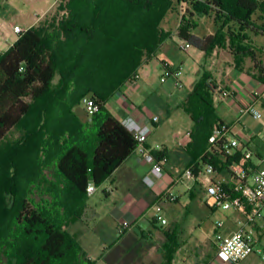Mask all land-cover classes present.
<instances>
[{"label":"trees","instance_id":"16d2710c","mask_svg":"<svg viewBox=\"0 0 264 264\" xmlns=\"http://www.w3.org/2000/svg\"><path fill=\"white\" fill-rule=\"evenodd\" d=\"M59 2L60 10L66 13L64 18L58 22L53 20L48 27L28 29L0 56V143L14 128L28 121L32 124L35 122L36 129L28 131L21 149L29 148L34 143L35 155L40 157V153L46 152L48 150L46 148H51L50 143H54L50 149L51 158L48 164H55L57 178L64 183L63 188L57 183L54 185L56 190L51 194L52 209L34 204L31 199L28 201L24 188L17 183L18 179L14 172L17 165L13 161L12 151L9 150L10 153L4 155L5 151L0 148V157L11 158L3 166L6 169L8 184L0 189V222L1 219L7 218L9 222L8 234L0 237V264H6L3 257H6L7 264H92L79 243L64 228L72 217H80L81 213L66 210L61 199L56 200V197L59 194L61 196L66 194L74 203L82 204V199L88 195L89 184L104 183L135 153L137 146L133 135L124 124L104 108L105 98L110 94L96 95L101 103V110L93 116L91 121L93 130L87 135L79 127L77 129L81 131L80 133L70 132L73 129L71 124L74 123V117L70 113V122L63 125L61 133L54 137V142L53 138L50 140L49 134L46 138L42 126L45 124L51 126V119L58 118L61 114L54 105L57 101L50 94L56 73L62 69L59 60L61 47L71 45L67 53L77 58L73 65L70 64L71 74L62 76V85L67 92L73 85L72 78L75 77L76 69L86 65L83 61L80 63V60L81 57L87 58L85 51L91 41H97L105 36L136 38L138 43L134 44L132 50L121 55L123 61L136 55L140 59L144 51L149 56L153 55L159 45L170 36L169 33L162 32L160 24L172 9V0H59ZM178 2H187L193 9V12L189 13L190 19L182 17L178 36L203 51L206 56L211 55L216 47L226 45L227 40L224 36L200 37L193 34L192 30L196 26L193 19L195 14L206 16L214 14L225 18L227 22H237L243 29L253 26V15L264 5V1L260 0H178ZM153 12L159 15H151ZM134 13L144 15L147 21L152 19L148 21L152 24L151 31L144 33L134 29ZM61 31L66 35V40L70 34L74 36L70 38L71 44L59 41ZM232 37L235 40H231L229 47L234 54L251 53L255 61L254 54L248 49L244 50L234 34ZM208 87L213 89V86L207 84V89ZM209 90L205 91L196 86L188 100L195 101V111L190 112L195 123L191 133L194 160L203 156L209 147L215 126L224 122L214 111ZM80 92L78 96L80 100L89 94L83 88ZM49 98L52 100L49 101ZM38 100L42 102L33 107V102ZM40 126L41 128L37 129ZM68 135L69 138H66ZM29 140L33 143L31 144ZM18 145L17 150L20 151ZM211 163L220 171L229 164L221 161L217 155H212ZM1 164L0 159V169ZM41 168L42 165L39 170ZM29 180L32 183L34 181L32 178H28V182ZM62 209L63 213L60 212ZM108 262L113 264L112 256Z\"/></svg>","mask_w":264,"mask_h":264},{"label":"rangeland","instance_id":"374dc122","mask_svg":"<svg viewBox=\"0 0 264 264\" xmlns=\"http://www.w3.org/2000/svg\"><path fill=\"white\" fill-rule=\"evenodd\" d=\"M58 0H0V22H8V24L13 27L15 24H22L23 22L32 21L37 14H41L40 11L45 6L52 3H57ZM261 2L264 0H260ZM173 6L170 13L167 15L168 29L171 33L177 30V24L183 17L180 14L184 13L186 18L190 19V14L193 12L192 6L187 2H178V0H172ZM58 3L55 11L50 15V21L61 20L66 16L65 11H61ZM182 12V13H181ZM154 13V14H153ZM151 15H159L157 12H153ZM135 14L134 29L141 32L151 31L152 24L145 20L144 15ZM133 14V15H134ZM179 14V15H178ZM194 21L196 26L192 30L193 34L204 37L209 33H213L218 38L224 36L226 45L229 46L231 40H235V37L239 40V45L244 50H250L254 56L255 61L251 53L242 54L240 57L230 56V63L237 66V72L240 73L244 71V79L239 80L237 77L232 78V80L238 84L240 87L251 91L252 87L248 84L250 76L254 77V82L258 84L259 88L256 90L258 92L264 93V86L261 81V76L263 75L262 69H264V5H262L256 13L253 15L252 23L253 26L249 28H243L237 23H232L223 17H218L214 14L206 15H195ZM115 25V24H114ZM150 28V29H149ZM0 34L3 37V33L0 30ZM147 41V40H146ZM165 41L164 45H161ZM158 47L154 57L151 60L150 66V80L158 92L164 99V104L168 105V111L170 112V117L176 120V123H172L169 119L165 118V124L162 129L156 130L151 126L153 131L152 135L161 138V142L167 139L165 143L169 148L168 161H166V171L165 177L162 180V184H166L167 189L174 184L173 191L179 197V203L173 204V209H175V214H167L170 221L169 226L164 229L171 228V236L164 242L157 238L158 231L161 227L156 226L154 228L151 223V215L153 210H148L146 222H148L145 227V237L148 239L150 245L157 247L158 253H154V261L152 264H212L217 256V246H216V223L223 221L227 224H231L232 228L233 222L237 214L233 210H222V209H211L205 203V198L207 194V189L204 186L196 185L190 180L189 177L184 175L185 164L181 160L182 149L179 146L181 139L185 138L189 129H191L192 117L190 112H194L195 101H187L188 90H191L192 84L194 87H199L202 90L207 91V84L209 86L220 85V75H218L219 70L227 66V63L222 55L214 60L207 61L208 56L205 55L206 59L201 61L199 64L195 62V58L189 56V52H194L193 48L189 51H185L179 48L181 41L176 38L175 41L172 39L164 40ZM145 42V41H144ZM136 38L122 39L118 36H105L99 40L91 41L88 43V48L85 51L87 57L92 58V62L89 61L88 64L78 67L75 72V77L73 80V87L71 92H66L64 86L58 85L57 82L59 72L56 73L55 79L50 87L51 97H54L57 101V109L60 110V115L58 118H52L49 124L38 127L41 128L44 133H46V138L48 134L51 138L61 133V129L64 124H68L71 120L70 113L74 123L71 125L73 129L70 132L88 134L93 130L92 123L89 122L88 117L85 112V107L82 100L78 99L81 93L80 85L87 79L88 75L96 76L97 74H103L104 78L108 75L113 77V73L120 71L121 55L129 53L132 50L134 44H137ZM224 45V44H222ZM170 48V50H168ZM221 50H225L224 45ZM231 52V50H230ZM167 60L172 62L174 66L177 67L178 79L181 81L180 86H175L173 77H167L168 82L164 83L161 81L162 77H165L166 69L164 65L161 64L157 59ZM182 62V63H181ZM255 63L258 67L255 68ZM158 65L159 69H155L153 66ZM211 65V66H210ZM210 66V67H209ZM249 77H248V74ZM62 79V78H61ZM166 80V81H167ZM206 85V86H205ZM225 86V85H224ZM217 88V87H215ZM212 98V104L214 111L218 117L223 119H229L233 117V113L227 111V109L221 104V101H217L215 97L219 96V93H212L208 91ZM158 94V95H159ZM160 96V95H159ZM52 98H49V101ZM189 100V99H188ZM38 100L33 102L35 107ZM44 101V100H43ZM53 106V107H55ZM257 110H259L263 117L259 120L254 119L251 115L246 114L241 117V122L246 126V130L242 125L238 126L240 138L243 140H250V137L256 136V142L260 145L258 151L260 155L264 156V98H261L257 104H255ZM56 109V110H57ZM193 114V113H192ZM181 116L184 117L183 121H180ZM72 120V121H73ZM180 121V122H179ZM26 122L20 127L14 128L0 143V148L5 151L4 155H8L12 151L13 161L17 165L15 169V174L17 176L18 186L24 188L26 198L32 200L34 204H40L48 209H52L53 191L55 189V184L57 183L60 187H64V183L58 180L56 167L54 163L48 164L51 158V148L46 152H41L40 157L35 155V148L33 141L29 140L32 145L21 149L26 140L28 131L36 129L35 122ZM70 125V126H71ZM77 127L81 129L78 131ZM49 129V131H48ZM69 138V135L66 137ZM18 143H20L18 145ZM17 145L18 149L17 150ZM8 149V150H7ZM10 152L8 153V151ZM17 152V153H16ZM19 152V153H18ZM1 156V155H0ZM1 159V169L0 172V189L3 188L6 183V169L3 167L11 159L9 156L0 157ZM144 163L148 164L144 161ZM142 165L143 168L147 166ZM42 168L39 170L40 166ZM48 165V166H47ZM128 164H125L120 168L111 178H108L104 183L96 185L97 191L93 195H86L82 199V204L79 202L74 203L69 197L57 196V199H61L62 203L66 206V210H72L74 212L82 213L87 211L88 217L84 220L85 227L83 228V234L74 239L82 247L84 253L86 251L92 253V259L90 262L92 264H107L111 255L106 258V261L99 260L100 256L104 252V249L108 248L118 237L119 232L117 231V224L113 216L114 205L117 198L114 196H107L110 192L106 193V189L109 185H115L120 190L119 193L122 194L127 191L128 184H142L141 176L142 167L139 166L135 169H128ZM146 170V169H145ZM17 172V173H16ZM151 172L147 175H150ZM28 178H32V181ZM178 180V181H177ZM195 184V185H194ZM196 186L194 189H192ZM57 202V201H56ZM80 206V207H79ZM59 207V206H58ZM63 213V209L60 210ZM8 219V218H7ZM7 219H1L0 222V237H4L8 234V221ZM70 220L64 225V228L68 230ZM221 231H224L221 229ZM71 234V233H70ZM152 234V237H150ZM145 244V243H144ZM82 245H85L84 248ZM153 252H156L154 250ZM88 256V254L86 253ZM3 262L7 264L6 257H3ZM107 262V263H106ZM244 264H261V259L259 254H252Z\"/></svg>","mask_w":264,"mask_h":264},{"label":"crops","instance_id":"0c3cea01","mask_svg":"<svg viewBox=\"0 0 264 264\" xmlns=\"http://www.w3.org/2000/svg\"><path fill=\"white\" fill-rule=\"evenodd\" d=\"M59 3V0L57 3H52L50 5L45 6L40 11V15L37 14V16L32 21L23 22L22 24H15L13 27H11L8 22H0V30L3 33V37L0 34V53L4 54L7 52L19 39L20 35L31 28H39L41 26L48 27L52 22L50 21V15L55 11L57 5ZM170 13V11L167 13V15ZM182 13V12H181ZM167 15L163 19V21L160 24V29L164 33H169L170 36L166 39H172L173 41L179 39L181 43L179 44V48H182V45L186 42L185 40L181 39L178 36V28L180 26V21L177 24V30L174 33H171V30L168 29L167 22ZM179 15V14H178ZM181 16H184V13L180 14ZM196 15V14H195ZM194 15V17H195ZM193 17V19H194ZM18 26L20 27L23 32L21 34H17L14 31V28ZM213 35V33H209V36ZM72 34L68 37L66 40V35L61 31L59 41L60 42H67L68 44H71L70 38H72ZM165 39V40H166ZM165 41L161 44L164 45ZM58 44V43H57ZM55 45V44H54ZM56 46V45H55ZM225 50H221L222 48L216 47V49L212 52L211 55H209L210 60H214L216 57L219 58L222 55L224 56V59L227 63V66L219 70L218 75H220V85H213V89L211 87H208L212 93H218L217 88L221 89V92L224 93L223 95L220 92V95L215 97V99L218 101H221V104L227 109V111L233 113V117L229 119H223L226 123H229L233 127V132L238 135L237 132L238 126L242 125L244 129L246 130V126H244L241 122V117L238 112V107L240 105H243L246 102L251 101V93L256 92V90L259 88L258 84L253 81L254 77L250 76L251 78L248 81V84L252 87L251 91L246 90L243 87H240L238 84H236L232 78H238L241 80V78L244 79V71H241L238 73L237 66L230 63V56L240 57L242 54H234L233 50L225 45ZM71 47V45L66 44V48L61 47V53L60 57L56 55V57H59V60L61 61L62 69L59 72V77L57 82L58 85H62V76H68L70 75L69 68L72 66L70 64H74L75 60L77 59L75 56L71 57L67 50ZM194 49L192 53H188L190 57L195 58V62L199 64L201 61L205 60V53L203 51H200L199 49L195 47H191L190 49ZM158 49V48H157ZM170 50V48L168 49ZM184 50V49H183ZM231 50V52H230ZM157 51V50H156ZM155 51V53H156ZM186 51V50H185ZM189 51V50H188ZM187 51V52H188ZM155 53L153 55H148L146 51L143 52V55L140 57V59L137 58V55L131 59H124L120 66V71H116L113 73V77L106 76L104 78L103 74L100 75H88L87 79L80 85L81 88H83L85 91H88L89 94L86 95L87 97H95L97 94H110L105 98L104 102V108L115 118L123 122V120L129 116L134 115V117L142 124H146L150 129L152 126L156 130H161L163 125L165 124V118L169 119L172 123H176V120L174 118L170 117V112L168 111V105L164 104V99L159 94L158 90L156 89V86L153 85L150 78V66L152 65L150 62L151 60L156 57ZM92 58H84L81 57L80 63L82 61L87 64L89 61L92 62ZM161 64L164 65V68L166 69V65L170 68L172 72L177 71V67L172 65L173 63L167 60L157 59ZM182 63V62H181ZM211 66V65H210ZM209 66V67H210ZM155 69H159V66L156 64L153 66ZM258 67V64L255 63V68ZM264 71V69H262ZM69 72V73H68ZM248 74V73H247ZM249 77V74H248ZM163 78V77H162ZM55 79V78H54ZM174 80V77H173ZM162 81V79H161ZM261 81L264 86V72L261 76ZM168 80L164 83H167ZM175 84V80H174ZM225 85V86H224ZM63 86V85H62ZM176 86V85H175ZM73 85H71V88L68 90L69 92L72 91ZM217 87V88H215ZM194 84H192L191 90H188L187 94V101L194 91ZM67 91V92H68ZM160 96H159V95ZM226 94V95H225ZM106 96V95H105ZM218 116V115H217ZM180 121H183L184 117L181 116ZM192 119V117H190ZM89 120V119H88ZM89 120V122H91ZM179 121V122H180ZM194 121L192 119L191 121V129L187 132L185 138L181 139V142L179 146L182 149L181 154V160L185 164V169H187L189 166L192 165H198L201 161V156L197 159H193V151L191 149L192 146V137L191 133L194 129ZM151 130V134L148 138V146L154 147L156 145H161L163 148L162 153L159 155L165 160L164 162V170L166 169L165 163L168 161V155H169V148L165 144L167 143V139H164V141H160L161 138L152 135L153 131ZM256 136L250 137V144L249 147L255 151H258L260 145L256 142ZM208 150V148H207ZM206 150V151H207ZM205 151V153H206ZM204 153V154H205ZM203 154V155H204ZM260 154V153H259ZM125 164H128V169H135L139 166L142 167L143 175H140L141 177V183L142 184H128L127 185V191L120 194L119 189L115 185H109L106 189L107 196H114L117 198V201L114 205L113 210V216L117 224V231L119 232L117 239L114 243H112L108 248L104 249V252L100 256L99 260L106 261V258L111 255L112 256V262L113 264H152L154 261V253H158L157 247L154 245H150L148 239H146L145 235V227L146 224V217L148 210H153V213L151 215V220L149 223L154 228L156 226L161 227L158 231L157 238L164 242L165 240L169 239L171 236V228L164 229L165 227L169 226L170 221L167 217V214H175V209H173V204L170 202H161L160 195L164 190H166L165 185L162 184V180H157L156 184L153 187L148 186L144 183V177L148 174V172H151V165L144 163V161L136 154H132L114 173L113 175L122 168ZM147 166L145 169L143 168L144 165ZM166 171V170H165ZM112 175V176H113ZM111 176V177H112ZM110 177V178H111ZM165 177V176H164ZM195 185V184H194ZM199 186H202L201 184H196ZM167 186V185H166ZM196 186H194L192 189H194ZM108 189H111L108 191ZM176 203H179V197L178 201ZM162 205L164 210V217L168 220V223L166 225H161L159 223H156L154 220V214H155V207L156 205ZM89 209H87L88 211ZM84 212L82 213V216L80 217H72L70 219L68 230L70 231L71 235L74 237H78V241L80 236L83 234V228L85 227L84 220L88 217V213ZM128 222V227H123V223ZM148 227V226H147ZM150 237H152V234H150ZM145 243V244H144ZM84 248L85 245H82ZM156 250V252H153ZM88 254L89 259H92L93 255L92 253L86 251ZM108 262V261H107ZM106 262V263H107ZM107 264H110L109 262Z\"/></svg>","mask_w":264,"mask_h":264},{"label":"built area","instance_id":"2783aa9c","mask_svg":"<svg viewBox=\"0 0 264 264\" xmlns=\"http://www.w3.org/2000/svg\"><path fill=\"white\" fill-rule=\"evenodd\" d=\"M14 31L17 34L23 32L18 26ZM191 47L188 42L182 45L186 51ZM167 77H174L175 85H181L178 73L172 72L168 65L162 82H166ZM217 90L220 95L221 89L217 88ZM261 98H264V93L252 92L251 101L238 107L240 116L249 114L254 119H261L263 115L255 107ZM82 103L89 120L101 110V103L95 97L86 96L82 99ZM122 123L136 141L135 153L151 165V174L144 177V183L153 187L157 180L161 181L165 176V160L159 155L163 148L161 145L148 146L151 129L146 124L140 123L134 115L127 116ZM249 144V139L243 140L240 135L233 132L231 124L226 122L218 124L214 128L208 150L202 156L200 163L189 166L184 171V175L193 183L201 184L207 189L205 203L209 208L233 210L237 214L233 222L234 228L223 221L216 223L217 256L212 264H244L252 254L256 253L260 255L261 264H264V156L251 149ZM212 155L219 156L221 161L229 162L227 168L218 170L211 163ZM175 183L176 180L162 192L161 202L178 201L173 191ZM96 191V185L91 182L87 194L93 195ZM154 220L161 225L168 223L160 204L155 207ZM128 226V222L123 223V227Z\"/></svg>","mask_w":264,"mask_h":264}]
</instances>
